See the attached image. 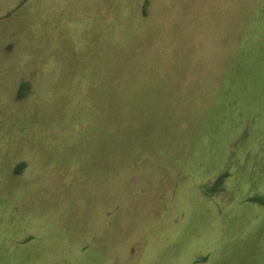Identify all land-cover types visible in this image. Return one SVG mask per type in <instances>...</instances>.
Wrapping results in <instances>:
<instances>
[{
    "label": "rangeland",
    "instance_id": "1",
    "mask_svg": "<svg viewBox=\"0 0 264 264\" xmlns=\"http://www.w3.org/2000/svg\"><path fill=\"white\" fill-rule=\"evenodd\" d=\"M0 264H264V0H0Z\"/></svg>",
    "mask_w": 264,
    "mask_h": 264
}]
</instances>
